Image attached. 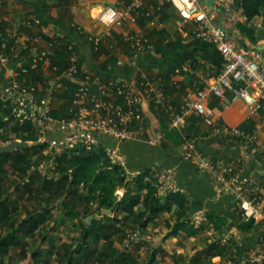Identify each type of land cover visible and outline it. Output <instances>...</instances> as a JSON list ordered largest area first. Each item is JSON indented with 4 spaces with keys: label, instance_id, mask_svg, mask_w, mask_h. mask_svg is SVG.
<instances>
[{
    "label": "crops",
    "instance_id": "0c3cea01",
    "mask_svg": "<svg viewBox=\"0 0 264 264\" xmlns=\"http://www.w3.org/2000/svg\"><path fill=\"white\" fill-rule=\"evenodd\" d=\"M125 1L81 0V4L79 3L78 5H74L69 1L66 5L58 4V6L52 7L41 6L38 2H35L34 5L31 4V8L22 7L18 11V17L15 19L5 13L7 11L5 9H8V6L5 8L0 4V29L3 28L7 36L18 33H25L29 36L34 35L36 29L25 27L23 22L38 18L42 21L44 28H40L41 32L37 33L40 34L44 30L51 36L59 35L65 41L71 42L78 48V62L84 71L92 74L95 92H98L101 86L112 77L131 80L137 90H143L141 85L144 81V76H147L151 84L164 90L170 103L180 110L183 98L189 90L195 88L208 74L211 77H215L220 73L224 64L223 57L213 46L187 35L186 32L180 31L174 25L176 18H173L172 24L171 22H158V24L157 22H151L153 28H149L148 31H152L153 34H158V36L167 35L163 40L159 41L155 35L153 36L155 40L151 38L152 41L158 43L155 51L140 52L133 57L124 53H118L115 56L103 54L99 57V62L95 61L92 43L87 37L91 36L90 38H92V36L108 34L105 28L96 20L94 11L99 12L104 7L122 8L121 5L125 4L123 3ZM222 1L224 5L217 3L215 0V8L210 10V14L228 30L233 40L247 47V49L255 51L259 56L260 65L264 68V24L259 23L253 26L254 20L257 18L248 23L249 27L256 30L257 42L253 45L247 37L242 36L237 27L238 22H247V19L242 15V11L238 9L239 4H235L232 0ZM150 6L154 8V4H150ZM171 26H174L178 31L177 37L171 35ZM74 27H78L84 36L80 37L78 32L73 29ZM130 29L143 31L141 26L131 24L128 21L122 28H117L112 33L119 32L124 34ZM148 37L150 38V36ZM114 40L115 38L112 41L114 42ZM34 52L35 48H31L26 54L27 57L32 56ZM188 64L192 66V70L191 72H184L182 68ZM42 73L44 75L47 74L46 69L44 71V68H42ZM9 76L10 73L6 70L0 78V86L3 87L8 83ZM38 85L43 91L44 88L41 83ZM57 90L61 91V88ZM55 101L53 96L51 106L54 108L64 103L63 100L58 105L54 104ZM210 106L218 108V123L224 126L220 132H214L212 128L208 127L195 111L186 113L183 128H174L170 119H163L151 102H145L142 107L144 114L143 126L140 127V125L136 124L130 138L122 142L111 138L103 139V146L106 149H112L120 153L125 160L124 166L120 167L127 178V184L117 188L116 196L118 198L117 202H119L117 206L122 202L126 194L130 192L133 196L140 197V203L135 207L134 212L145 210L148 211L147 217H149L150 211L146 210L142 204L143 199L147 195L145 186L149 182L155 184V173L167 167L174 169L175 180L180 188L178 194L170 196H159L157 193L161 199L160 205L162 207L168 205L170 211L167 209L161 210L144 229V241L147 244H143L137 238L136 242L130 246V248H134L133 246L146 248L147 259L146 257L143 258L144 256L138 252L137 254L140 255L138 264H157L158 256L162 253L164 256L168 255L164 249L165 242L171 240L170 243H175L184 237L188 240L196 241L195 245L197 244L198 248H200L197 256L189 259L187 264H248L249 252L258 244L262 225L256 224L253 229L245 233L239 231V225L246 221L243 211L237 207L231 194H220L218 192L215 178L206 169L203 162H210L217 166L235 162L237 172L242 177L251 178L254 190L264 196L263 111L254 112L249 105L242 101L236 102L230 107H224L218 103V99L215 97L212 98ZM165 125L175 130L181 137H184L186 131L191 134L201 131L209 133V135L195 137L193 140L177 146L165 134ZM233 130H240L244 132V135L240 136ZM44 134L45 138L44 142H42L43 144L47 143L48 146L43 150V153L47 155L48 149L53 150L49 143L54 141L61 143L64 138V132L58 125L54 124L49 126ZM186 144L194 146L195 159L185 157L183 146ZM62 148L56 149L55 155L65 152ZM54 162L55 160L53 159L50 171L54 169ZM40 172H42L41 175L43 177L49 175L43 170ZM49 176L52 177V173ZM60 200L63 212L64 198ZM92 207L93 210L90 215L83 216L81 214L79 218L60 214L56 220L53 219L55 222L52 223V226L57 231L58 227H60L59 224L68 223L66 224L67 226L71 225L73 229H76L75 224H79L80 220L90 225L93 220L100 219L102 216H114V214H117L120 217H124L125 214L127 216L130 215V213L126 212H115L116 207L113 214L105 215V211L108 210L102 209L98 204L93 203ZM79 211L81 212L83 209ZM197 211H205L207 221L199 225L193 224L198 230L196 234L189 236L187 232H181L176 237L163 240L164 243L162 245H160L163 242L162 240L156 243V238H153L154 233H159L158 238L163 235V232H161L163 228L164 232H171L178 221L179 214L185 215V219L189 222L191 216ZM159 215L167 217L171 215L175 222L169 223L167 228L158 227L156 222L159 220ZM211 216L224 220L226 224H224L223 228L217 227ZM54 217L56 218V214H54ZM55 224L58 225L55 226ZM140 233V231H137L136 236L139 237ZM123 235V233L120 234V236ZM228 235L232 238L229 242L225 241ZM52 237L55 238L54 236ZM116 248H119L117 244ZM151 248L162 249L155 261L149 259ZM181 248L185 247L181 246ZM180 264L183 263L180 262Z\"/></svg>",
    "mask_w": 264,
    "mask_h": 264
},
{
    "label": "built area",
    "instance_id": "2783aa9c",
    "mask_svg": "<svg viewBox=\"0 0 264 264\" xmlns=\"http://www.w3.org/2000/svg\"><path fill=\"white\" fill-rule=\"evenodd\" d=\"M156 3L157 8L163 6L176 11V25L180 31L201 40L214 48L224 59L222 70L215 77L208 74L195 88L189 90L183 98L180 110L170 103L165 92L153 86L147 76L142 82L143 90H137L132 81L112 77L99 89V94L92 93L94 81L90 72L79 70L77 57L69 59L71 67L62 76L55 77L48 83L47 95L42 98L37 95L41 92L32 84H28L26 77L31 71H37L47 64H52L53 59L58 58L55 50L61 45L55 35H50L43 30L36 37H30L25 33H18L4 37L0 32V72L1 75L7 70L10 73L9 81L3 86V92L11 101L13 117L23 123L32 119L45 132L49 126L57 124L64 132L61 143L50 142L51 149L62 148L71 150L85 148L88 151L103 146L104 138H111L118 142L130 138L133 127L144 123L143 104L151 102L156 110H164L170 117L172 127L183 128L185 115L189 111L199 114L202 121L214 132H220L224 126L219 124L218 108L211 107L212 98L218 99V103L224 107H230L236 102L242 101L249 105L254 112L263 111L264 115V68L260 65L259 56L237 43L228 30L211 14L204 0H131L122 8L104 7L97 12L96 20L101 24L108 35L117 28H122L134 12H140ZM223 4L222 0H216ZM155 9L156 7L153 6ZM27 28H44L40 19L23 22ZM44 35L49 36L46 40ZM90 40L99 45L100 39ZM124 40L132 47L139 50L152 51L154 46L144 36L124 33ZM13 41V42H12ZM75 45L69 46L73 51ZM35 48L32 56L27 53ZM26 51L25 55L21 53ZM24 66L25 64H28ZM57 70L56 67L54 68ZM184 72H191L190 64L183 66ZM84 74V78H80ZM66 78L76 82L79 86L76 98L73 102V116L66 120H55L49 116L53 93L61 88L60 80ZM90 105V106H89ZM264 123V116H263ZM240 136L244 132L233 130ZM44 142V141H43ZM46 143V141H45ZM185 157L195 159L194 146H183ZM109 158L108 170L114 166H124V158L120 153L112 149H106ZM206 169L213 174L217 189L220 194H231L237 207L243 211L246 221H253L262 225L261 234L257 246L252 248L248 255V261L252 264H264V196L256 192L253 180L242 177L236 169L235 162L225 165H214L203 162ZM36 167L27 172L24 184L31 181ZM155 188L159 196L178 194L180 188L175 180L172 167L164 168L154 175ZM190 221L199 225L207 221L205 211L195 212ZM231 236H226L225 241H231Z\"/></svg>",
    "mask_w": 264,
    "mask_h": 264
},
{
    "label": "trees",
    "instance_id": "16d2710c",
    "mask_svg": "<svg viewBox=\"0 0 264 264\" xmlns=\"http://www.w3.org/2000/svg\"><path fill=\"white\" fill-rule=\"evenodd\" d=\"M235 4H239L238 9L242 11V15L247 19V22H238L237 27L240 30L243 37H247L253 45L257 42L256 30L248 26V23L255 18H264V0H232ZM128 4L131 1H127ZM157 8L156 3H153ZM164 7V6H163ZM162 7V8H163ZM75 31L76 28H73ZM0 31L4 37H7L4 29L1 28ZM80 37H83V33L78 32ZM56 39L63 45L56 49L55 54L58 58L53 59L52 66L56 67L55 77H60L63 73L71 67L69 59L72 57H78L79 51L76 46L73 47V51H69V46L72 44L69 41H65L59 35H55ZM46 40H50L49 36L44 35ZM13 42V41H12ZM246 44L245 42H243ZM63 50V51H62ZM26 51L21 54L25 55ZM25 64L24 66H27ZM79 70L82 71L81 65H79ZM0 72V78H1ZM44 74L42 73V68L37 71H31L26 77L27 83L32 84L36 88H39V83H44ZM84 74L79 76L84 78ZM92 80L94 81L93 77ZM61 91L56 90L53 96L61 98L64 103L59 107H51L48 112L49 116L55 120L70 119L73 109V102L76 98L78 92V84L66 78L60 80ZM47 89V85H43ZM60 89V88H59ZM92 93L99 94L94 91ZM164 91V90H163ZM165 92V91H164ZM62 93V94H61ZM47 94L45 92H37L39 97H43ZM166 94V93H165ZM90 106V105H89ZM161 114L163 119H170L169 115L164 110H156ZM13 115V107L11 101L3 92V87L0 86V129L10 132V135L5 137V142H14L17 140L23 142H33L32 146L28 148H23L14 151L13 153H0V188L2 187L4 181V175L6 173L5 166L8 163L13 164V171L25 177L31 166L37 168L40 167V162H33V157H35L39 152L42 153L43 150L48 146L47 143H39V138L41 135V129L38 128L37 124L32 119H27L23 123L16 119ZM16 119V120H15ZM12 124L10 129L9 125ZM57 125V124H56ZM136 127V126H134ZM133 127V129H134ZM165 134L167 137L173 141L177 146H181L187 141L193 140L198 136H208L209 133H203L197 131L195 134H191L186 131L184 137H181L175 130L170 129L165 125ZM49 157L43 156V159H48ZM55 160L53 176H46L43 182V190L47 193H52L57 196V198L63 200V208L66 214L79 218L81 214L83 216H88L91 214L93 204H98L102 209H112L118 198L116 196V191L119 186H125L127 184V178L124 175V171L120 166H114L112 170L107 169L109 163V158L107 155L106 148L104 146L94 148L91 151L85 148H75L71 150H66L63 153L54 155L49 161ZM36 176H40V173H36L31 177V183H35ZM29 182V183H30ZM32 184H26L28 189ZM147 195L143 199L142 204L146 210L150 211L149 217H147L148 211L134 212L135 207L140 203L139 196H133L128 192L122 202L116 207L115 212H126L130 213L129 216L126 214L124 217H120L117 214L114 216H102L100 219H95L91 224H86L83 220L79 224H75L78 231L80 232L79 238L73 239V243H64L61 247L57 245L54 246L53 250L49 248H34L32 250V258L36 264H52L50 261H44V259L49 256L54 255L59 256L56 264H138L140 259L139 254H132L129 248L136 242L137 238L142 241L143 244H147L144 241V229L148 224L153 221L156 215L163 209L170 211L168 205L161 206V199L157 195V190L153 183L149 182L146 184ZM31 192V191H30ZM0 229L3 226L11 224V215L9 214L8 208H6L7 198L1 197L0 192ZM15 205L16 202L12 201ZM18 209L15 207V210ZM83 209V211H79ZM29 218H26L19 224L12 223L10 226L11 231L6 233L5 236L0 235V256L3 257L5 254L9 253L10 250L15 246L22 245V239L33 234L39 230L42 232L43 241H52L54 238L51 235V230L55 229L52 226L54 213L49 208H42L36 210L34 213L30 212ZM102 215V214H101ZM213 222L216 226L223 228L226 222L224 220H219L211 216ZM131 221V226L133 231H140V236H136L130 240V244L125 243V249L120 250L114 245V241L119 237V242H125L129 234L125 232V224ZM190 222V221H189ZM185 219V215L179 214L177 223L173 226V229L166 236V239L176 237L181 232H187L189 236L197 233V229L191 222ZM255 223L253 221H244L239 225V231L245 233L253 229ZM50 227V228H48ZM124 234L120 236V234ZM55 241V240H54ZM56 248H64V252L56 250ZM162 251L161 248H151L150 260L155 261L157 255ZM26 257V254L23 256ZM248 264H252L248 262Z\"/></svg>",
    "mask_w": 264,
    "mask_h": 264
},
{
    "label": "rangeland",
    "instance_id": "374dc122",
    "mask_svg": "<svg viewBox=\"0 0 264 264\" xmlns=\"http://www.w3.org/2000/svg\"><path fill=\"white\" fill-rule=\"evenodd\" d=\"M69 1L70 3L74 5L75 4L78 5L81 0H0V4L1 6L5 8L6 6H8V9L10 10L5 9L7 10L5 13L8 16L10 15L11 17H13V19H15L18 17L19 15L18 11H20L22 7L31 8V4L34 5L35 2H38L41 6L46 5L48 7H52V6H58V4L66 5V3H69ZM122 1H125V0H122ZM123 3L125 4H122L121 7L125 6L128 2L126 0ZM94 14L96 16L97 11H94ZM173 18H176L177 20V14H176V11L169 8V6H164L161 9L155 8V10L151 9V6H148V8L145 10L132 13L131 17L126 21V23L129 21L131 24H136L137 26H141L143 31L140 32V31H136L135 29H130L126 31L125 33L132 34V35H138V36H144L154 46L153 50L155 51V49L158 46V43L156 41H152V40H155V38H153L155 34H153L152 31H148L149 28H153V26L151 25V22L152 23L157 22V24L158 22L159 23L161 22L170 23L171 21H173ZM172 23L173 22H171V24ZM259 23L264 24V18L260 17V18L255 19L253 26L258 25ZM174 25L177 26L176 21H174ZM74 28L77 29L76 32L81 31L78 27H74ZM171 29H172L171 35H173V37H177L178 31L174 28V26H171ZM33 30H35V34L30 35V37H36L39 35V33L37 32H41L40 28H33ZM148 36H150V38ZM155 36H156V39H158L159 41V40H163V38L166 37L167 35L158 36V34H156ZM90 37L91 36H88L87 39L90 41V43H92L94 59L97 62H99V57L103 54L115 56L118 53H124L130 57H133L136 54H139L140 52H149L147 50L146 51L139 50L138 48L132 47L131 44L126 43L124 40L123 33L114 32L109 36L108 35L92 36L93 39L94 38L100 39L99 45L93 44V42L90 40ZM113 38H115L114 42L112 41ZM43 68H44V71L46 69V72H47V74L43 76V80H44L43 82L48 87V83L50 81H53L55 78V69L53 68L52 64H47ZM44 83L41 82V85L43 86ZM43 88H44L43 91L45 92L46 88L44 86ZM54 99L56 100L54 104H58V105L63 101V99L55 97V96H54ZM11 127H12V124L9 125L8 129H10ZM44 133L42 134L41 132L39 143H43L42 141H44V138H45ZM9 135H10L9 131L7 132L6 130L0 129V147L12 143V142L4 141L5 137ZM29 143L32 146L33 142H29ZM55 153H56L55 149L54 150L48 149V153L47 155H45L49 157L48 159H43V156H44L43 152L42 153L39 152L35 157H33L32 159L33 162H36V161L40 162V167L39 168L36 167L37 169L36 171H34L33 175H35L36 173L41 174L42 173L40 172L41 170L47 172V174L49 175L51 173L53 175V170L50 171L52 164H51V161L49 160L52 156L55 155ZM33 167L35 168V166H31L29 170H32ZM5 169H6V173L3 176L4 181H3L2 187L0 188V192H1V197H3L4 199L7 198L6 208H8L9 214L12 216L11 217L12 220H10L11 224L21 223L26 218H29L30 212L34 213L36 210H40L42 208L51 209L52 212L56 214V218L54 217V220H56L60 214L61 215L66 214L65 210L62 212L61 200L57 198V196H55L53 192L47 193V192H44V190L42 189L45 177H43L42 175L41 177L36 176L34 184H32L33 182L27 183V184H32L27 189L26 184H24L27 174L25 177H22L18 173L15 174V172L13 171V164L11 163H8L5 166ZM12 201H15L16 204L14 205ZM0 203H2V199L0 200ZM15 207L18 209L15 210ZM169 216L170 217H167L165 215H161V216L159 215V220L156 222L158 227L167 228V225H169V223L171 222L174 223L175 220H173V216L171 215ZM11 224L5 225L3 226L2 229H0V235L2 237L5 236L6 233L11 231V228H10ZM58 224H55V226ZM66 224L68 223L59 224L60 227H58L57 231L55 229H54L55 231L52 229L53 231H51V235L55 237L54 238L55 241L52 240V241L45 242L42 240V236H41L42 232H40L39 230H37L36 232H33V234L26 237V239H22L21 246H15L10 250L9 253L5 254V256L3 257L0 256V264H36L32 258V250L34 248L42 247V248H49L50 250H53L55 245H57L58 247H61L64 243L75 242L73 239L79 238L80 232L77 230V228L73 229L71 225L67 226ZM125 225H126L124 227L125 232L129 234L127 237V240H125V242L122 243V242H119V237H117L114 241V245L117 244V246H119L118 249L120 250L125 249V243L130 244V240H132L133 238H136L135 232L133 231L132 226H131V221L126 223ZM161 232H163V235L158 238L157 236L159 235V233L158 234L154 233L153 235V238H156L157 240L156 243L161 240L165 241L166 236L169 234L168 231L164 232V228L162 229ZM164 241L160 245H162ZM170 241L171 240L165 242L164 244V247H165L164 249L166 250L168 255L164 256V254L162 253L160 256H158L157 264H180V262H182L183 264H187L189 259H192L193 257L197 256L198 250L200 249L198 248L197 244L195 245L196 241L188 240L186 237L181 238L179 241L175 243L174 242L170 243ZM181 246H184L185 248H181ZM133 247L134 248H129L132 254L136 255L139 252L142 254V256H144L143 258L146 257L147 259V254L145 252L146 248H142V247L136 248V246H133ZM59 249L64 252V248H56V250H59ZM25 254H26V257H23ZM58 257L59 256L57 255H54L52 257L47 256L44 259V261L46 262V261L51 260L52 264H56Z\"/></svg>",
    "mask_w": 264,
    "mask_h": 264
},
{
    "label": "water",
    "instance_id": "95a60500",
    "mask_svg": "<svg viewBox=\"0 0 264 264\" xmlns=\"http://www.w3.org/2000/svg\"><path fill=\"white\" fill-rule=\"evenodd\" d=\"M204 3L206 5V7H208L210 10H213L215 8V0H204ZM30 146H31V144L29 142H23V141L17 140V141L10 143V144L5 145V146H1L0 147V153L1 154L2 153H13L16 150L28 148ZM118 203L119 202L116 203L114 208H112L108 211H105V215L113 214V211H114V209Z\"/></svg>",
    "mask_w": 264,
    "mask_h": 264
}]
</instances>
